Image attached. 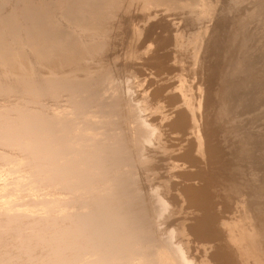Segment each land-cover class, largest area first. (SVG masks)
<instances>
[{
	"label": "bare ground",
	"instance_id": "6f19581e",
	"mask_svg": "<svg viewBox=\"0 0 264 264\" xmlns=\"http://www.w3.org/2000/svg\"><path fill=\"white\" fill-rule=\"evenodd\" d=\"M116 1L0 0V264H264V35L228 29L264 0H142L208 24L155 18L115 55Z\"/></svg>",
	"mask_w": 264,
	"mask_h": 264
},
{
	"label": "rangeland",
	"instance_id": "374dc122",
	"mask_svg": "<svg viewBox=\"0 0 264 264\" xmlns=\"http://www.w3.org/2000/svg\"><path fill=\"white\" fill-rule=\"evenodd\" d=\"M118 1V6L117 5H114L115 7L114 8H110V10L111 11H113L112 13L113 14H115V12L114 11H116L117 13H119L121 16H122V18H123V20L124 21H122L121 23H115V22H113L114 24V26L113 27H115V28H111V30H109L108 29V31H106L105 32V34H104V36L106 37H103L102 38V36L103 35H100V36H98L97 37V39L98 40H101V41H103V42H105L106 43V41L108 40V38L109 37H116V40L117 41H115V45H113L114 44V41H112L111 42V44H110V41H109V44H104L103 42V47H105L104 49H103V47H101L100 45V47L98 48V47H96L97 49H95V50H93L92 51V55L91 54H84V59L83 58H80L79 60H77L76 62H75V60L74 61H72V64L69 66L70 68L71 67H73L74 65H75V67H73V68H79V67H81L82 65H90L91 67H97L98 66V64L99 63H101L102 61L100 60L99 62H97V61H95V59H97V57H98V55H100L101 53H103V52H105V50L106 51H108L109 53L108 54H117V53H115V52H117L118 50V48L119 47H121V46H119V44L120 43H124V45H125V47H127L128 49H129V47H130V45H133L134 43H133V41H132V31H133V29L134 28H136V26L138 25V26H140V28H141V25L143 26H145V27H147V25H149L150 23H152V22H154L156 19H161L162 21H163V19H165V17H166V22H168V23H172L173 25L174 24H178L177 26H178V32L179 31H181L180 29H182L183 28V26L182 25H185L184 24V20L185 19H191V18H193L194 20L195 19H197V21H193L196 25H195V27H199L198 26V23H200L201 24V22H202V24H205L206 25V18H203L202 16H198V17H196L195 18V16L196 15H198L196 12L198 11V7H196V6H191V8H192V10H191V8H187V9H185V10H182V12L183 11H185L184 13H183V15L181 14V15H179L178 14V12L180 11V8L178 7V10L176 9V7H174V8H172L171 9V11H158V12H156V14H155V17L154 18H150V19H148L147 21L144 19V15H143V13L145 12V10H146V6H148V8H150V9H153V7H152V5H150V7H149V5H145V7L142 5V0H133V2H134V4H133V2H132V0H127L128 1V3H127V1H125V0H117ZM116 1V2H117ZM226 1H229V0H218V2L219 3H222V2H226ZM123 2H124V4H123ZM136 2V3H135ZM137 2L139 3V4H137ZM231 2V0L228 2V3H230ZM122 3V4H121ZM127 4V5H126ZM129 4H131V5H129ZM125 6V8H124V6ZM136 5V6H135ZM180 5V4H179ZM179 5H177V6H179ZM230 5V4H229ZM232 5H234L235 7H237V8H240V6H242V4L240 3V0L238 1V0H234V2H233V4ZM126 6H128L127 8H126ZM134 6V8H131V7H133ZM137 6H139V7H137ZM119 7V8H118ZM129 7H130V9H129ZM142 7V8H141ZM195 7V8H194ZM227 7L229 8L228 10L230 11V13L232 12H234L233 10L234 9H232V7L231 6H228L227 5ZM249 7V6H248ZM136 8V9H135ZM141 8V9H140ZM145 8V9H144ZM245 9H243L242 10V8H241V10H240V12L238 13V19H237V25H238V27H237V29H234V27H231V25H229L228 26V29H229V27H230V29L232 28V30L234 31V33L235 34H237L238 32L237 31H239V33L241 34L242 32H244V31H247V34L248 35H250V37H249V41L248 42H250L251 40L253 41L254 40V35L253 34H256L257 33V31H259L260 33H259V35H264V28H261V27H264L263 26V24H262V26H260V27H258V28H261V29H255L254 30V28H256L257 26H255L254 24H256V25H260L261 23H262V21L261 20H258V19H260L262 16H264L263 14H260V18L258 17V16H255V13L254 12H248V11H251L250 9H251V7L250 8H247V7H244ZM116 9V10H115ZM117 9H120V10H118L117 11ZM126 9H128V10H126ZM176 9V10H175ZM188 9H189V11H188ZM232 9V10H231ZM236 9V8H235ZM122 10V13L120 12ZM134 10V11H133ZM127 11V12H126ZM133 11V12H132ZM175 11V12H174ZM189 13H188V12ZM192 11H193V13H192ZM129 12V13H128ZM137 12H138V14H137ZM143 12V13H142ZM167 12V13H166ZM177 13V17L175 16V15H173V19H170V17L168 16V14L169 13ZM187 12V13H186ZM261 12V11H260ZM106 13V12H105ZM112 13L110 12V14L112 15ZM126 13V14H125ZM131 13V14H130ZM141 13V14H140ZM157 13H158V15H157ZM160 13H161V15H160ZM192 13V14H191ZM194 13L196 14L195 16H194ZM231 13V14H232ZM247 13V14H246ZM250 13H251V15H250ZM107 14V13H106ZM110 14H107V15H105V17L106 18H103V23H102V21H101V23L99 24V27H97L98 25H96V27H94L95 25H91L90 26V29H87L88 27L86 26H84L82 29H84V31L81 29V31L79 32V34L83 37V39H88L87 38V36H88V33L90 32V33H93L94 32V30L96 29V30H98V29H100V27H103V26H105L106 25V23L108 22V21H105V20H107V18H108V15H109V17H111L110 16ZM137 14V15H136ZM145 14V13H144ZM163 14V15H162ZM165 14V15H164ZM190 14V15H189ZM239 14H241V15H239ZM257 14V13H256ZM132 15H133V17H132ZM136 15V16H135ZM245 15V16H244ZM247 15H249L250 17L248 18V16ZM258 15V14H257ZM262 15V16H261ZM139 16V17H138ZM142 16V17H141ZM160 16H162V17H160ZM183 16H186L187 18H184L183 19ZM239 16H241V17H239ZM114 17H115V15H114ZM130 17V18H129ZM135 17H136V19H135ZM164 17V18H163ZM181 19V21H179L180 19ZM201 17L203 18V20L201 19ZM116 18V17H115ZM127 18V19H126ZM128 18H129V20H128ZM139 18V19H138ZM156 18V19H155ZM240 18V19H239ZM254 18L256 19V20H254ZM258 18V19H257ZM113 19V18H112ZM132 19V20H131ZM174 19H176V20H178V21H175ZM199 19H201V21L199 20ZM244 19H246V20H244ZM247 19H248V21H247ZM253 21L254 20V22H250V21ZM258 20V21H257ZM110 21V20H109ZM114 21H115V19H114ZM125 21H126V23H125ZM136 21V22H135ZM146 21V22H145ZM175 23H174V22ZM239 21H240V23L242 22V23H244L243 25H241L240 23H239ZM256 21V22H255ZM259 21H260V24H259ZM123 22H124V24H123ZM134 22V23H133ZM144 22V23H143ZM197 22V23H196ZM203 22H205V23H203ZM249 22V23H248ZM98 23V22H97ZM140 23V24H139ZM251 23V24H250ZM119 24H121V25H119ZM126 24H128V25H130V27L128 26V25H126ZM208 24V23H207ZM172 25V26H173ZM239 25H241V26H239ZM249 25H251V26H253L254 28H252L251 26H249ZM120 26V27H119ZM143 26V27H144ZM175 26V25H174ZM119 27V28H118ZM127 29H125V28ZM186 27V26H185ZM188 27V26H187ZM246 27H248V28H246ZM122 28V29H121ZM193 28V29H192ZM192 28L190 29L189 27L187 28L188 29V31H187V29H185V30H183L184 32V34H186V33H188V32H191L192 30H195L194 29V27L192 26ZM238 28H239V30H238ZM85 29H87V30H85ZM93 29V30H92ZM115 29V30H114ZM124 29V30H123ZM130 29V30H129ZM199 29V28H198ZM248 29V30H247ZM157 30V32L156 33H159V30L158 29H156ZM242 30V31H241ZM260 30H262V31H260ZM70 31V30H69ZM73 31V30H72ZM75 31H76V29H75ZM111 31V32H110ZM127 31V32H126ZM187 31V32H186ZM252 31V32H251ZM253 31H255V32H253ZM81 32H82V34H81ZM87 32V33H86ZM109 32V33H108ZM252 34H251V33ZM76 34H77V32H75ZM85 33V34H84ZM89 33V34H90ZM109 35H108V34ZM246 33V32H245ZM115 34V35H114ZM130 35V37H129V35ZM258 35V36H259ZM152 36L153 37H155L156 36V34L154 33V34H152ZM258 36H256V38L258 37ZM143 37V35H141V37L140 38H142ZM121 38V39H120ZM253 38V39H252ZM106 39V40H105ZM123 39V40H122ZM86 40H84V42H85ZM94 41H96V40H94ZM107 41V42H108ZM86 42H88V41H86ZM85 42V43H86ZM117 42H119V43H117ZM113 43V44H112ZM116 43L118 44V45H116ZM148 43L149 42H146V44H144L145 46L146 45H148ZM113 45V47L112 48H110L111 46ZM122 45V44H121ZM110 46V47H109ZM115 46V47H114ZM117 46V47H116ZM144 46V47H145ZM124 47V46H123ZM132 47V46H131ZM171 47V46H170ZM109 48V49H108ZM126 48V49H127ZM78 49L80 50V51H83V49H81V47L80 46H78ZM102 49L104 50L103 52H102ZM108 49V50H107ZM112 49H113V52H112ZM99 50H101V51H99ZM110 50H111V52H110ZM126 51V50H125ZM27 53H26V55L28 54H30V57H32L31 56V53H29V51L27 50L26 51ZM98 52V53H97ZM124 52V51H123ZM123 52H122V50H121V53H120V51L118 52V53H120V55H119V57H120V60H125V58H127V56L128 55H126V54H123ZM258 52V51H257ZM95 53V54H94ZM254 53H256V52H254ZM144 55V54H143ZM142 55V56H143ZM85 56H87V57H85ZM95 56V57H94ZM145 56V55H144ZM51 59V58H50ZM86 59H88V61L86 60ZM94 59V60H93ZM83 60H85L84 62H85V64H84V62H83ZM48 61V62H47ZM80 61H81V64H80ZM92 61V62H91ZM95 61V62H94ZM138 61V62H137ZM74 62V63H73ZM89 62H90V64H89ZM41 64V66H37V67H39L38 69H40L39 71H41L40 73H42L43 74V72L45 71V72H47V70L48 69H53V70H55V68H56V66L55 67H53L52 65H50L49 64V59H45L44 58V60H42V62H40ZM44 63V64H43ZM47 63V64H46ZM87 63V64H86ZM95 65V66H93V64ZM134 63V62H133ZM139 63H142L141 62V59H138V60H136L135 61V63H134V65L135 66H137ZM43 64V65H42ZM51 66L50 68L48 67V66ZM141 65V64H140ZM34 66H36L35 64H34ZM113 67L112 69H114V66H113V62H112V64L110 65V67ZM29 67V66H28ZM137 67H140V66H137ZM43 68V69H42ZM144 68V66H142L141 68H138V69H142L141 71L143 72V74L144 75H140L139 77L140 78H147L148 79V82H144V84H145V86H144V84H143V86L142 87H140V90H142L143 88H146L145 90L148 92L147 93V95H149L150 93L149 92H151V91H149V89L151 90V89H153V87L154 86H152L151 84H149V78L152 80L153 79V81L156 83V78H154L153 76H152V73H150V70H146L145 68V70L143 69ZM126 71V72H125ZM36 72H38V70L36 71ZM123 73H124V75L126 74V73H128V71L127 70H123L122 71ZM39 73V72H38ZM75 73H77V72H75ZM47 76H48V74H47ZM169 76V75H168ZM152 77V78H151ZM11 78H13L12 76H11ZM1 79H4V78H2V76H0V80ZM4 81V80H3ZM6 81V80H5ZM160 83V82H159ZM146 86H148V87H146ZM152 86V87H151ZM151 87V88H150ZM139 91V90H138ZM140 92V91H139ZM141 93V92H140ZM166 94L164 93V96H165ZM5 98L6 99H12V97L11 98H9L7 95H4V96H2V97H0V99H4L5 100ZM141 98V97H140ZM139 98V100H141ZM151 98V97H150ZM161 102H163L161 105H160V103ZM164 104H166L167 105V102L163 99H161L160 100V102H159V105H160V107H161V110H163V111H166V109L168 108V106H164ZM158 105V106H159ZM146 113H148V112H146ZM151 115H152V113H151ZM246 115V116H245ZM150 116V115H149ZM153 116L156 118V121H155V123H160V125L161 124H163V122H161V120L159 119L160 117H159V114L157 113V114H153ZM157 116V117H156ZM153 117V118H154ZM247 117H249L248 116V114H243L239 119H244V118H247ZM149 118H151V117H149ZM160 120V122H159V120ZM227 125H229V124H227ZM176 135V136H175ZM178 134H175V133H170V135H169V137L168 138H166L165 140H170L171 138H172V140L173 139H175V138H178V136H177ZM186 138V137H185ZM171 141V140H170ZM173 143H175L174 141H172ZM165 144H169L168 143V141L165 143ZM183 146H184V142H182L181 143ZM175 145V144H174ZM176 147H178V146H176ZM175 147V148H176ZM173 148V147H172ZM178 152H180V151H174L173 153H178ZM258 175H259V173H258ZM257 177V176H256ZM262 176H260L259 178L261 179V180H263L262 178H261ZM259 182V181H258ZM260 183V182H259Z\"/></svg>",
	"mask_w": 264,
	"mask_h": 264
}]
</instances>
